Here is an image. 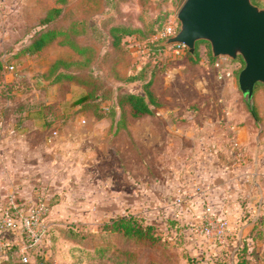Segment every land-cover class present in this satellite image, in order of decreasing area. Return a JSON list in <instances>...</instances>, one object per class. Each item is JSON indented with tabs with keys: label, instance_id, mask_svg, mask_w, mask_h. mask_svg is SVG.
<instances>
[{
	"label": "rangeland",
	"instance_id": "1",
	"mask_svg": "<svg viewBox=\"0 0 264 264\" xmlns=\"http://www.w3.org/2000/svg\"><path fill=\"white\" fill-rule=\"evenodd\" d=\"M90 1V11L95 18L109 12L104 0ZM129 1V6L123 4V0L116 2L124 9L135 10V2ZM180 1L154 0V4H170V18L175 16ZM83 3L79 1V5L86 6ZM46 7L47 3L41 6L24 0H0L1 121L18 120L28 109L40 107L46 119L61 121L50 129V132L55 129L57 134L58 129L65 128L64 123L75 119L88 129L89 123L96 120V114H99L97 118L103 117L109 122L114 110L111 98L104 96H112L117 84L132 90L141 87L140 81L116 82L114 77L126 78L131 65L140 66L148 61H152L148 66L155 61L158 63L153 68L151 87L160 106L154 108L151 115L128 118L122 125L114 118L101 133H94L83 141L82 146L76 142V146L81 147V150L78 148L81 162L71 163L72 167H78L74 178L43 192L41 198L47 203L43 216L45 231L39 244L28 246L27 257L31 258V251L46 246L45 252L55 264H72L76 260L81 261L79 264H91V255L84 254L78 246L91 250L95 245L112 244L136 250L141 263L156 259L160 264H188L190 256L201 264H235L239 249L247 241L254 247L248 255L253 264H264V169L258 177L254 163L255 146L260 138L264 142V85L258 82L254 91L253 105L259 117L255 121L238 87V72L244 65L241 56L215 57L206 40V43L199 40L196 58L195 53H190L193 56L190 58L185 52L174 54L165 49L153 53L141 49L148 44V39L127 36L128 54L118 62L98 46L87 58L82 57V61L90 60L93 69L101 73L104 95L93 100L97 111L71 108L67 104L78 97L84 87L68 80L52 82L49 86L40 82L44 79L42 72L53 58L64 56L71 61L70 58L77 57L70 45H64L67 39L62 38L32 54L21 49L27 42L29 26ZM216 61L220 62L219 67ZM8 63L15 64L13 71L5 68ZM79 67L82 65L74 66ZM118 70L120 74L114 76ZM146 76H150L148 70L143 73V79ZM44 80L47 84V79ZM243 125L249 149L252 147L250 152L236 137V127ZM223 142L226 150L234 147L235 151H243L244 154L236 157H240V163L246 160L250 164L242 193L227 205L209 200V181L197 177L201 165L198 155L204 151H219ZM234 159L237 162V158ZM63 163L64 168L70 167L65 160ZM187 173L188 182L184 181L183 187H179L178 182L182 184ZM10 209L13 215L19 214L14 212V207ZM129 213L152 224L158 239L141 243L125 238L118 231L109 232L107 224L111 219ZM224 220L227 223L220 240L217 234ZM204 226L210 230H201ZM67 228L82 232L83 243L65 236L63 231ZM2 233L20 245L30 244V238L23 232L4 230ZM19 235L23 236L22 241ZM104 264L111 262L107 260Z\"/></svg>",
	"mask_w": 264,
	"mask_h": 264
},
{
	"label": "trees",
	"instance_id": "2",
	"mask_svg": "<svg viewBox=\"0 0 264 264\" xmlns=\"http://www.w3.org/2000/svg\"><path fill=\"white\" fill-rule=\"evenodd\" d=\"M72 1L73 0H53L50 6L44 10L43 14L38 17V20L32 26H29L27 30V42L21 46V49L29 53L40 52L51 43L55 42L59 37L68 35L67 43L77 52V57L70 58L71 61H68V59L63 56H58L53 59L44 72L47 79H51L47 84L42 80H40V82L46 86L52 84V82H59L62 80L77 82L79 85L85 87V92L73 99L70 102V106L80 105V108L97 111L98 106L93 100L97 97L101 98V96L104 95L105 83L101 77V73L93 69L91 61H82V57L87 58L88 54L94 50L96 51L98 46L104 49L105 55L111 53L117 62L118 60H122L123 55H127L129 51L126 44V37L134 36L139 40L149 39L152 34L158 32L163 27L171 11L167 6L161 3L154 4V0H137L141 7V11L135 15L133 13H128L122 18L121 15L123 13L119 10L120 6L119 3L116 2L117 0H104L105 5L115 9V13L102 19L99 24H86V20H84L83 17H75L73 15L72 9H70L74 7ZM123 1L130 2L129 0ZM252 1L258 5L264 6V0ZM182 2L183 0H181L179 4ZM156 8H158V10L153 12ZM136 20L139 21V23H136ZM65 22L67 24H65ZM76 25H79L83 30L81 33L86 35V41H79L69 32L73 30ZM162 40L163 38H160L150 44V50L153 51V53H158L167 46L161 43ZM200 41L206 43L205 40ZM200 41L198 40L196 42L194 58L198 57L197 45ZM185 54L193 58L187 48L185 49ZM127 59L128 57L126 61ZM148 62L140 66L131 65V71L126 78L116 76L120 74L119 70V72L117 71L114 74L117 79L124 82L133 80L140 81L141 87L139 90L124 88V86L117 84L112 96H104L111 98V108L114 110L111 116L115 114L116 107L120 109V115L117 121H119L121 125L124 124L128 118L151 115L154 108L160 106V100L151 87L153 83V68H156L158 63L155 61L152 65L148 66ZM81 65L82 67L74 68V66ZM145 70H148L150 76H146V78L143 79ZM258 84L259 83H256L254 91ZM248 109L253 115L254 120L257 121L259 117L256 105L254 104L252 108H249L248 105ZM33 111H35L36 116L44 117L46 125L49 126L53 121V119L45 118L46 116L42 108H35ZM96 115L99 116V114ZM107 227L109 232L118 231L125 238L135 242L142 243L158 239L153 225L144 223L140 216L132 213L120 215L111 219ZM63 233L65 236L73 238L79 244H82L85 239V235L82 232L72 228L65 229ZM19 243L20 242L13 239L7 242L0 258V264H55L51 256L47 255L45 252L44 247L46 246H41L43 247L41 250L31 251V258H28L27 261H23V254L20 250L21 245ZM77 249L81 250L84 254L87 253L91 255V264H104L107 260H109L111 264H160L156 259H151L145 263L139 262L136 250L125 246L99 244L92 247L91 250L86 249L84 246H78ZM252 251H254L253 244L244 241L238 251L239 255L235 264H253L251 257H248V255H250L249 253ZM80 262V260H76L73 261L72 264H79ZM188 264H201V261L197 258L188 256Z\"/></svg>",
	"mask_w": 264,
	"mask_h": 264
},
{
	"label": "crops",
	"instance_id": "3",
	"mask_svg": "<svg viewBox=\"0 0 264 264\" xmlns=\"http://www.w3.org/2000/svg\"><path fill=\"white\" fill-rule=\"evenodd\" d=\"M24 1L33 5L38 3L41 6L47 3V7H49L53 0ZM79 1H83V5L86 6L79 5ZM133 1L135 2V10L133 11L122 8V4L121 6L119 5V10L123 13L121 15L122 18L128 13H133L135 15L141 11L138 1ZM72 4L74 7L70 9H72L73 15L75 17H83L84 20H86V24H99L102 19L115 13L113 7L106 5L109 7V12H106L104 16L97 19L90 11L92 8V2L90 0H73ZM123 4L129 6L130 2L125 1ZM165 6L170 9V4L166 3ZM157 10L158 8L154 9L153 12ZM136 23H139V21L136 20ZM65 24L67 23L65 22ZM82 31L80 26L76 25L75 28L69 32L79 41L84 42L87 40V37L85 34L81 33ZM62 38L67 39L68 35L59 37L50 45L58 43ZM63 43L66 46L70 45L67 43V40ZM26 53L32 54L29 52ZM75 53L77 54L76 51ZM46 70L42 72V78L44 79H47V76L44 74ZM44 79H42V81L46 83ZM114 79L116 82L120 81L116 77ZM49 80L50 79H47V82H49ZM70 82L77 83L75 81ZM84 92L85 87L82 93ZM70 102L67 105L70 106ZM70 107L80 108V105ZM34 109H28L21 118L16 117L18 120L12 118L6 121L0 120V208L3 205L9 204L11 207L15 208L14 212H16V214L24 211L29 203H34L38 197H42L43 192L47 191L48 188L54 190L56 187H59L62 182H66L72 177L74 178L73 173L78 167L76 165H74L75 168L72 167L73 165H71V163L76 164L81 162V152L78 151V148L81 150V147L76 146V142L78 144L81 143L80 145L82 146L83 141H86L87 138L90 139L94 133H101V131L105 129L103 127L106 123L110 125L112 119L116 118L117 120L120 115V109L116 107L115 114L109 116V122L104 121L103 117L97 118L96 116L94 118L96 120L89 123L91 126H89L88 129L77 119L66 122L63 124L65 128L58 129V134L50 141H47V134L50 129L53 126L60 125L61 121H54L53 119L48 126L45 123L44 117L35 115ZM245 128V125L237 126L236 137L239 139L240 145H243L244 149L250 152L252 147L249 149V144L247 143L248 135L246 134ZM262 139L263 138H260V142L258 141L259 144L255 146L254 163L255 168H257L258 177L262 175L261 171L264 169V142ZM225 144L223 142V148H220L219 151H204L197 157V161L202 165H200L197 170V177L209 181L210 189H207L208 199L222 205H227L232 201L235 202L239 194L242 193L240 191L242 190L244 181H247V167L249 164L243 157L242 159L245 160L244 164L240 163V157H236L238 154L240 156L242 153L244 154L243 151H235L234 147L232 148L233 150H230V148L226 150ZM232 152L234 154L233 157L237 158V162L232 157ZM64 160L66 164H70L69 168H64ZM68 166L69 165L66 167ZM187 175H189V173L186 174L185 180H182V184L180 181L178 182L177 185L179 187H183L184 181L188 182ZM16 233L20 234L18 232ZM1 238L4 241L12 239L5 237L3 233L1 234ZM19 240H22L21 235H19Z\"/></svg>",
	"mask_w": 264,
	"mask_h": 264
},
{
	"label": "water",
	"instance_id": "4",
	"mask_svg": "<svg viewBox=\"0 0 264 264\" xmlns=\"http://www.w3.org/2000/svg\"><path fill=\"white\" fill-rule=\"evenodd\" d=\"M175 17L178 30L161 43H182L194 54L203 39L215 57L240 55L238 87L252 108L254 87L264 84V6L252 0H183Z\"/></svg>",
	"mask_w": 264,
	"mask_h": 264
},
{
	"label": "built area",
	"instance_id": "5",
	"mask_svg": "<svg viewBox=\"0 0 264 264\" xmlns=\"http://www.w3.org/2000/svg\"><path fill=\"white\" fill-rule=\"evenodd\" d=\"M1 12V9H0ZM179 22L176 17H170L167 19L163 27L156 33L152 34L148 39V44H145L141 47L143 51L150 50V44L155 40L160 38L165 39L166 37L174 34L178 30ZM168 48H164L166 50H171L172 53H183L185 52L186 46L182 43H171L167 45ZM227 58L226 56H223ZM215 65L217 67L220 66V62L216 61ZM5 68L8 71H13L15 69L14 63L5 64ZM84 121V120H82ZM57 134L56 130L53 129L47 137V141H50ZM46 202L43 198L38 197L36 201L31 204L27 209L19 213L18 215H13L11 211V205L6 204L0 208V257L4 252V248L7 245L8 241H4L1 238V234L4 230H11L12 232L25 233L26 236L30 238V244H23L20 247L22 252V260L27 261L28 257L26 252L28 251L29 245L39 244L43 237V233L45 231V225L43 222V216L47 211ZM227 223L226 220L220 222V227L218 229L217 237L222 240L224 236V225ZM201 230L204 232H208L210 228L208 226H204Z\"/></svg>",
	"mask_w": 264,
	"mask_h": 264
}]
</instances>
